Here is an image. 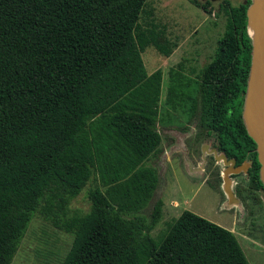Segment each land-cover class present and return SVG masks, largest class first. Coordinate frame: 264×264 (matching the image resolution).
<instances>
[{"label": "trees", "instance_id": "16d2710c", "mask_svg": "<svg viewBox=\"0 0 264 264\" xmlns=\"http://www.w3.org/2000/svg\"><path fill=\"white\" fill-rule=\"evenodd\" d=\"M189 2L212 12L210 0ZM145 4L0 0V264H10L34 216L71 237L60 264H248L230 231L189 211L157 239L150 231L161 202L141 215L157 184L144 162L160 143L161 72L147 74L140 54L151 46L168 57L176 47L153 25L140 27ZM249 4L217 2L223 31L210 61L195 70L181 60L168 70L164 103L180 106L194 82L199 120L218 150L250 164L236 196L264 201L255 145L240 115ZM87 183V212H72Z\"/></svg>", "mask_w": 264, "mask_h": 264}, {"label": "rangeland", "instance_id": "374dc122", "mask_svg": "<svg viewBox=\"0 0 264 264\" xmlns=\"http://www.w3.org/2000/svg\"><path fill=\"white\" fill-rule=\"evenodd\" d=\"M219 1H212V12L205 14L189 0H146L138 20L140 27L147 28L151 24L154 34L163 31L165 37L176 44L168 57L161 56L151 46H146L140 54L147 74L156 69L161 72L156 118L160 143L155 153L144 162L145 166L155 171L157 184L141 215L147 217L152 205L156 201L161 202L160 219L150 231V236L157 239L165 230L166 223L183 210L189 211L230 231L248 264H264L263 199H238L236 191L244 186V177L239 175L231 178V192L235 200L228 201L221 189V163L210 164L207 156L204 157V162L200 160L198 145L207 139H200L194 146L193 158L185 154L181 145L190 130L186 126L188 103L185 101L173 109L164 103L169 82L168 70L174 69L181 60L185 61L187 67L195 70L210 61L216 48V40L223 31V18L219 14L215 15ZM228 1L231 4L240 2ZM184 75L194 79V76ZM192 87V96H195L197 86L193 84ZM89 187L90 183H87L70 202L69 208L72 212H87L89 202L86 192ZM70 242L69 235L34 216L10 264H60Z\"/></svg>", "mask_w": 264, "mask_h": 264}, {"label": "water", "instance_id": "95a60500", "mask_svg": "<svg viewBox=\"0 0 264 264\" xmlns=\"http://www.w3.org/2000/svg\"><path fill=\"white\" fill-rule=\"evenodd\" d=\"M240 2L244 5L246 0ZM245 17L246 32L251 46L240 115L246 134L255 145L254 151L259 166L258 179L264 187V0H250ZM214 157L217 161L221 160L225 166L229 163L223 156L218 157L214 153ZM230 164V167L222 172V189L228 201H234L227 176L244 171L248 165L242 164L232 168L234 161H230Z\"/></svg>", "mask_w": 264, "mask_h": 264}, {"label": "flooded vegetation", "instance_id": "af4514ba", "mask_svg": "<svg viewBox=\"0 0 264 264\" xmlns=\"http://www.w3.org/2000/svg\"><path fill=\"white\" fill-rule=\"evenodd\" d=\"M192 80V79H191ZM192 81H196V79L194 78ZM195 84L194 82L191 83L190 86H188L187 88V97L186 98V102L188 103V107H187V127L190 129H187V133H186V137H185V141L181 142V145H183V149L185 151V154L188 156H190V158H193V153L192 150L194 148V146L197 144V142L201 139H207L206 142H203L201 144L198 145V151H199V157L200 160L204 162V157L207 156L208 157V161L211 163H218L220 162L222 165V171L220 174V180H221V189L223 188V182H222V172L227 168L230 167V161H234V164L232 165V168H235L236 166L242 165V164H247L248 166L244 169V171H241L239 173L236 174H230L227 176L228 180H229V188L231 191V178L242 175L245 178V174L247 172V170L249 169V162H241L239 164H236V160L232 157L227 158L222 152H220L217 148V145H219V143L215 140V136L213 134V132L210 130V128L206 127L200 120V107L198 104L199 101V96L197 93V88L195 90V96H192V91H193V87L192 85ZM197 86V85H196ZM193 100L195 101L194 103V109L191 111V105L193 104ZM169 107V106H168ZM178 107V106H177ZM170 108V107H169ZM183 138V137H182ZM187 138V139H186ZM175 143V142H173ZM215 156H223L226 160V162H229L227 166L223 165L222 161L219 160L217 161L214 157V153ZM191 159H188V161H190ZM189 163V162H188ZM231 168V169H232ZM190 170V169H189ZM197 170V169H195ZM217 176V175H216ZM223 191V189H222ZM224 193V192H223ZM233 195V194H232ZM228 199V198H227Z\"/></svg>", "mask_w": 264, "mask_h": 264}, {"label": "crops", "instance_id": "0c3cea01", "mask_svg": "<svg viewBox=\"0 0 264 264\" xmlns=\"http://www.w3.org/2000/svg\"><path fill=\"white\" fill-rule=\"evenodd\" d=\"M157 70V69H156ZM159 70V69H158ZM155 71V70H154ZM152 73V72H151Z\"/></svg>", "mask_w": 264, "mask_h": 264}]
</instances>
